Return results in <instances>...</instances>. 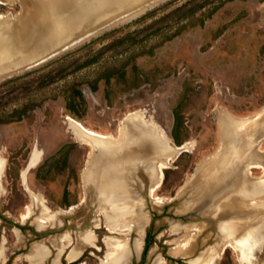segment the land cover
I'll return each mask as SVG.
<instances>
[{"label": "rangeland", "instance_id": "rangeland-1", "mask_svg": "<svg viewBox=\"0 0 264 264\" xmlns=\"http://www.w3.org/2000/svg\"><path fill=\"white\" fill-rule=\"evenodd\" d=\"M45 1L54 12L40 0L0 3V14L6 17L0 36L43 39L48 45L38 53L46 56L58 48L45 62L0 79V158L6 162L0 264H29L27 254L37 242L51 250L44 264H53L62 243L67 253L61 264H102L111 236L133 246L136 234L116 235L104 228L106 220L120 219L123 211L110 207L112 193L86 189L85 165L99 151L81 142L88 136L77 133L69 118L122 139L118 144L96 141L102 148L98 168H103L109 148L120 151L136 144L157 152L152 135L137 128L138 117L128 121L137 111L159 125L173 145H191L164 169L163 184L154 196L157 164L165 156L157 161L136 159L133 164L127 186L136 198L130 203L141 205L150 221L142 253L133 254L131 264H155L159 258L163 264H191L202 254H211L213 264H264V182L247 177L251 157L258 151L264 156V133L257 148L251 139L244 149L229 150L226 160L220 154L222 125L231 124L229 139L236 140L248 129L239 119L264 109V0H180L170 6L174 0H163L77 44L72 41L84 31L59 41L70 14ZM198 6L202 8L195 9ZM55 44L59 45L50 51ZM22 56L30 59L34 53L26 49ZM213 158L220 162L216 169L200 176L199 169L211 168ZM252 174L262 177L263 170L252 169ZM25 182L46 199L51 212L63 211L58 215L60 226L39 230L32 220L21 222L32 204ZM95 182L91 181L98 187ZM242 191L246 196L240 199ZM86 231L96 236V246H86L78 260L68 261V252ZM149 232L152 242L143 260ZM68 234L72 243L52 244ZM231 242L244 250L237 253L228 246ZM178 245H188L192 252L175 256Z\"/></svg>", "mask_w": 264, "mask_h": 264}, {"label": "bare ground", "instance_id": "bare-ground-1", "mask_svg": "<svg viewBox=\"0 0 264 264\" xmlns=\"http://www.w3.org/2000/svg\"><path fill=\"white\" fill-rule=\"evenodd\" d=\"M40 1L42 2L45 8L50 9L48 4H46L45 0H40ZM50 1L57 3L58 5L57 9L60 8L70 14L69 21L64 26L65 32L63 33L59 41H64L65 39L71 37L72 35H74L76 30H81V31L83 30L84 32L81 34V37L80 36L77 38L75 37L76 39L74 40L71 38L73 40L72 43L77 44L79 41L84 43L85 42V41L83 42L84 38H87L89 36L91 37L92 35L96 34V32L98 33L99 30L105 27H108L120 21L130 19L132 17L134 18L135 16H138L144 10H147L151 6L153 7V5L157 4L158 2L161 3V1L163 0H70V1L79 2V4L74 7L70 5H66L61 1H57V0H50ZM0 3L7 4V0H0ZM50 10L54 12L55 9H50ZM5 18L6 17L0 14V26L1 27H4L6 24L4 22ZM36 37H38V35ZM26 39L27 40L25 41L23 38L21 39L15 38V37L7 38L5 35L0 36V79L14 75L22 70V69L17 68L16 64L20 62L21 58L23 57L22 55L24 54L26 49L27 51L34 53V56L39 54L38 49L35 47L38 43H41L43 39L33 38L32 36H28L26 37ZM54 39L56 38L54 37L52 40ZM87 41H88V38H87ZM72 45L73 46L71 47L73 48L74 44ZM63 47L64 46H62V48ZM66 49H69V48H66ZM57 50L58 48L54 51H57ZM60 53H61V50H60ZM51 54L49 53V55ZM34 56L33 58H35ZM136 117H138L137 128L139 130H146L148 133L152 135L153 142L157 149V152L153 154L149 153L148 151H146L145 147L140 148L139 146L137 147L136 144H131L132 146L130 145V147L123 148V150H120V151L109 148L104 151V157H103L104 167L103 168H98V161L100 158L99 154L101 153L102 148L96 143V141H99L105 144L106 143L107 144H118L122 141V139L117 141V139L110 136L111 134L104 135L97 131L88 129L85 126H83L80 122L72 118H69V123L74 128H76L75 131L77 130V133L83 132L88 136V138L81 140V142H84L87 145H89L92 151H95V150L99 151L96 155L92 154V157L91 158L89 157L90 161L88 165L87 163L85 165L87 168L85 167L86 172L85 171H84L85 173L83 172V176H84V182H85L86 189L89 191H96L95 193H97V188H98V190L101 191L105 195L106 194L111 195L112 193V195L114 196L113 197L114 199H112L113 203L110 205V207H113L116 211L118 210V212L123 211L122 216L124 218L123 217H120V219L115 218L113 219L112 223L107 222L108 220H106L104 228H106L109 232L113 234L122 235V236H125V235L130 236L132 233L136 232L137 233L136 246L138 248H141L144 245V237L146 233L145 232V220L141 218V216H137V214L135 215L137 205L133 204L132 206V204L130 203L132 201V197L129 196L128 194H123L121 186L124 184H127L128 182L115 180L114 179L115 177H113L114 173L121 172V171L124 172L125 174L131 173V177H132L133 176L132 166L134 163H136V159L140 161H143L146 159L156 160L158 157L165 156V160H161L157 164L158 176H157V179L153 181V185L151 189V195L154 196V193L157 191V189L160 188L161 184H163L162 180H163L164 169H166L168 165L177 158V156L179 155V152L182 149L189 147L191 144L187 143L180 147L173 145L171 142V139L166 135L164 130L156 123L145 119L143 112L137 111L131 114L128 118V121ZM239 120L241 121L242 125H246L248 129L246 133L243 135V137H239L236 140L229 139L228 130L231 127L230 123H226L225 125H222L221 127V141L223 143L224 150L220 151V154H222L221 157H225V160L231 156V152L229 150H242L244 149L245 145L251 141V139L254 140L256 144V148L259 145H261L263 142L262 138L260 137L264 133V109L258 115L247 117V118H241ZM155 128L158 129L156 134L154 131ZM121 129L122 128H120V130ZM124 130L122 131L121 135H123ZM111 139H114L115 142H113ZM263 157L264 156L261 155L258 151L256 152V156L251 157L252 162L247 163V177L257 183L264 182V160H263L264 158ZM39 158L35 159V163H37L40 160ZM213 159L214 160L210 161V164H209L211 168L206 169V171L205 170L203 171L201 168L199 169L198 173L200 176H204L208 172L212 173L216 169V166L220 162H218V160H216L215 158ZM5 166H6L5 160L0 158V198L5 194V189L2 183ZM252 169H262L263 176L255 177L252 174ZM23 178H24V181H26L25 174L23 175ZM112 178L115 184H112ZM94 180L97 182L98 187L92 185L91 181L94 182ZM25 189H27V191L29 192L31 196L32 204L29 205L26 208L25 213L22 214L21 222L26 223L32 220L34 225H36L37 229L39 230H44L46 228H54V227L60 226L61 222L58 218V215L63 211H60L54 214L53 212H51L50 208L47 206L46 199L42 195L36 194L32 190H30L26 182H25ZM257 194H258V191H257ZM245 196L246 195L244 191H242V193L239 194L240 199L245 198ZM100 199L102 200V198ZM259 201L261 200L259 199ZM246 202H248V199H246ZM37 211H39V213H37ZM107 216L108 215L106 214V218ZM125 218L133 219V223L131 222V220L128 221ZM96 227L97 229H100L99 222L98 224H96ZM228 227H229V224H228ZM16 235L19 239H22V234L19 230H16ZM79 235L80 236L77 239L78 244L77 246L74 247L72 252L69 254L68 256L69 260L78 259L83 253V250L86 246L88 247L96 246L95 244L96 236L93 234L92 231H86ZM228 237H229V234H228ZM62 241H68V243H70L71 238L69 234L67 236H63L60 238H54L52 240V244L56 247ZM106 243L108 247L107 254H106L107 257L105 259H102V264H130V258L128 256V240H120V238H118L117 236H111L108 239H106ZM228 246L232 247L237 253L244 250L243 248L238 247L237 244H235V242L229 243ZM65 249L66 247L63 243L61 245L59 244L57 248V255L53 260V264H61V258L65 252ZM174 249H173L174 253L178 255L180 254L188 255L192 252L191 248L188 245L184 248H180L178 245V248H174ZM50 256H51L50 250L46 248L43 243H34L32 245L30 253L27 255V260L29 264H44Z\"/></svg>", "mask_w": 264, "mask_h": 264}, {"label": "crops", "instance_id": "crops-1", "mask_svg": "<svg viewBox=\"0 0 264 264\" xmlns=\"http://www.w3.org/2000/svg\"><path fill=\"white\" fill-rule=\"evenodd\" d=\"M129 175V176H128ZM113 177H115L114 179L115 180H119V181H126V182H128L129 181V179H132V177H131V173L130 174H125L124 172H115L114 173V176ZM129 177V178H128ZM122 187V191H123V194H128L129 196H131L133 199H135L136 198V192H135V190H133V189H130L128 186H127V184H124V185H122L121 186ZM115 191V190H114ZM126 191V192H125ZM129 191V192H128ZM140 206V207H139ZM142 206H143V203H142ZM141 205H137V209H136V211H135V215L137 214V216H141V218H143L144 220H145V232H146V227H147V225H148V223H149V221H150V218H149V216H148V214H144V212H143V210H141ZM133 234H136L137 235V233L135 232V233H133ZM37 243H42V242H37ZM44 244V243H43ZM44 246L46 247V248H48L49 250H50V248L46 245V244H44ZM144 246V245H143ZM143 246L141 247V248H138L137 246H136V241H134V244H133V246L131 247L129 244H128V256H129V258H130V264H131V257H132V255L133 254H136L138 257H140V255H141V253H142V250H143ZM74 249V247L70 250V252H68V255H67V260L68 261H70V262H73V261H76V260H78V259H76V260H69L68 259V256H69V254L72 252V250ZM132 250V251H131ZM50 252H51V250H50ZM67 253V252H66ZM66 253H64L63 255H65ZM83 254V253H82ZM81 254V255H82ZM28 255V254H27ZM57 255V254H56ZM206 255V254H205ZM204 254H202L200 257H198L196 260H193V261H191V264H213V260H212V255L210 254V256H208V257H206V258H204V256H205ZM175 256H179V257H188L187 255H183V254H180V255H175ZM56 257V256H55ZM63 257V256H62ZM49 259V258H48ZM47 259V260H48ZM54 260V259H53ZM155 264H163V260L161 259V258H159L157 261H156V263Z\"/></svg>", "mask_w": 264, "mask_h": 264}, {"label": "water", "instance_id": "water-1", "mask_svg": "<svg viewBox=\"0 0 264 264\" xmlns=\"http://www.w3.org/2000/svg\"><path fill=\"white\" fill-rule=\"evenodd\" d=\"M47 45H48V43L45 40H43L41 43H38L35 48H37L39 51L40 49L46 47ZM58 45L59 44H55V46H52L49 50L50 51L54 50ZM55 54H57V52L52 53L49 56H45L44 53H39L38 55L34 56L35 58L32 57L30 59H27L26 57H22L20 62L18 64H16V67L19 69H22V70L30 68L33 65H37L39 63L46 61L47 59L51 58Z\"/></svg>", "mask_w": 264, "mask_h": 264}, {"label": "trees", "instance_id": "trees-1", "mask_svg": "<svg viewBox=\"0 0 264 264\" xmlns=\"http://www.w3.org/2000/svg\"><path fill=\"white\" fill-rule=\"evenodd\" d=\"M178 1H180V0H174V1H172V2H170L167 6H170V5H172V4H174V3H177ZM166 6V7H167ZM200 8H202V6H198L197 8H195V9H200ZM192 13L194 14L195 13V10H193L192 11ZM151 242H152V237H151V234H150V232L148 233V236H147V238H146V246H145V250H144V253H143V260H145V257H146V254H147V252H148V249H149V247H150V245H151Z\"/></svg>", "mask_w": 264, "mask_h": 264}]
</instances>
